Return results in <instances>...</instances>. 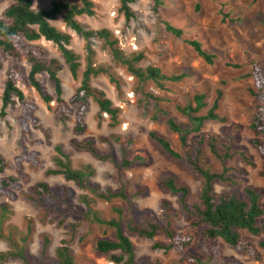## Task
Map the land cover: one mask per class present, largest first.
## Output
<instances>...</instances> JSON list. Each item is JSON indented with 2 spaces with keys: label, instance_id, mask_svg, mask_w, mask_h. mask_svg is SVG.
Returning <instances> with one entry per match:
<instances>
[{
  "label": "rangeland",
  "instance_id": "rangeland-1",
  "mask_svg": "<svg viewBox=\"0 0 264 264\" xmlns=\"http://www.w3.org/2000/svg\"><path fill=\"white\" fill-rule=\"evenodd\" d=\"M34 8H49L57 0H33ZM74 1V0H65ZM96 13L93 16L83 15L78 19L91 29L107 28L119 39V44L127 53L141 51L145 58L140 63L159 66L168 74H185L186 77L173 85L174 90L162 91L153 82L143 83L130 74L126 67L112 60V56L104 41L93 38L95 62L110 65L120 85L114 83L106 74L92 79V84L103 89L116 106L121 108L120 123L109 126L107 114L100 119L99 106L89 99V109L85 115L86 130L75 132L77 111L81 103L71 104L74 112L66 122L58 120L54 115L56 101H43L39 93L30 86L19 84L28 102L36 104L34 115L39 125L33 129L31 139L40 138L43 143L31 145V150L39 151L40 164L36 167L24 162L23 170L27 179L22 180V190L15 201L13 216L5 224V230L16 227L17 231H25L29 222L33 231L28 242L31 254H39L42 249L43 236L50 237L48 252L55 254L56 248L63 240L72 249L80 264H114L107 255L95 250L99 238H113L114 230L105 226L89 223L68 214L63 203L53 204L56 211L48 212L37 202L28 198V188L38 181H47L52 187L62 185L74 191L72 200L79 204L82 194L91 193L79 188L73 181L66 180L62 175H46V170L55 167V146L62 144L70 154L73 167L91 164L95 169L93 181L103 189H116L120 185V173L110 160H98L88 151L80 150L70 144L73 137L83 139L94 136L97 146L109 150L110 144L105 138L118 136L120 142L112 141L116 156L121 157L124 148L130 156L140 153L145 161L137 163L121 172V180L128 191L133 192L138 187L146 188V193L136 197L134 202L142 214L152 212L160 219L164 217L161 206L164 199H169L177 216L173 218L174 227L181 233L192 238L189 247L193 253L207 261L206 255L200 250L203 226H194V219L183 209L177 196L162 187L163 180L168 176L175 177L179 184L186 185L190 190L189 202H198L203 179L184 160L170 157L157 143L152 141L148 133L158 131L167 137L177 148H182L179 134L170 130L167 119L174 116L182 125L188 137V146L195 149L197 138L202 134H212L217 138L220 153L226 156L225 166L234 182H215L218 194H227L234 190L243 191L245 186H251L261 193L264 205V155L252 144L257 138L264 141V135L258 134L250 127L254 113L257 111L258 100L250 94L249 88L254 87V78L249 76L245 64V53L248 51L264 69V0H164L158 10L154 8L153 0H133L131 3L134 17L127 19L120 11L121 0H93ZM16 0H0V18H5V10ZM184 29V37H177L166 29L165 22ZM60 30L72 35L71 48L80 55L81 68L79 79H74L59 47L51 41H39L47 49V55L58 58L64 68L60 72L63 83L64 97L69 99L80 85L81 73L86 66L87 41L70 29L63 21V15L52 21ZM198 39L204 48L215 53L216 59L210 64L198 55L194 48L185 42L184 38ZM240 64L239 68L230 66ZM7 63L0 69V154L9 162L3 175H17L15 158L21 152L23 106L15 97V102L3 108V92L7 79ZM45 92L55 96L54 84L46 73L38 75ZM223 92L219 112L226 121L208 120L201 131H196L193 123L178 112L175 105H186L192 102L194 95L205 93L207 106L201 111L205 113L213 104L217 90ZM154 94L165 99L160 106L166 111H159ZM47 136V137H46ZM112 138V137H111ZM205 153L204 162L216 170L223 169V163L210 153L207 146H202ZM10 201L8 196H0V203ZM114 205L124 206L121 200H97L95 207L104 216L114 217ZM140 219V218H139ZM141 220V219H140ZM264 223V216L260 218ZM16 235V233H15ZM136 247L137 258L144 262L156 264H202L192 259H182L175 247L166 250L156 247V243L169 246L172 241L163 234L155 238H140L129 234ZM244 239L252 242L258 253V258L245 251L231 246L222 238L217 240L221 251L219 260L213 264H264V247L260 241L264 234L253 235L242 232ZM9 249V243L0 239V252ZM0 264H23L17 259L0 261Z\"/></svg>",
  "mask_w": 264,
  "mask_h": 264
},
{
  "label": "trees",
  "instance_id": "trees-1",
  "mask_svg": "<svg viewBox=\"0 0 264 264\" xmlns=\"http://www.w3.org/2000/svg\"><path fill=\"white\" fill-rule=\"evenodd\" d=\"M154 8L158 10L164 4V0H153ZM133 0H121L120 11L127 19L134 17L135 13L131 3ZM96 13V4L93 0L53 1L49 8H34L33 0H16L4 12L5 18H0V69L7 63V79L3 92V108L15 102V97L23 106V119L21 123L22 139L21 152L15 158L17 175H3L9 166L8 160L0 154V196H8L10 201L0 203V239L9 243V249L0 252V261L17 259L23 264H80L72 249L65 240L56 248L55 254L48 252L50 237L43 236L42 249L39 254H31L28 248L32 223L29 222L25 231H17V228L5 230V224L13 216L14 208L11 201L18 199L22 190V180L27 179V173L23 170L24 162H29L36 167L40 164L39 151L31 150V145H40L43 140L40 138L31 139L33 129H38V120L34 115L36 104L26 100L25 93L19 84L33 87L41 96L44 102L56 101L54 109L55 117L66 122L74 112L71 104L81 103L77 111V125L75 132L86 130L85 115L89 109V99H92L100 109V119L107 114L109 126L115 127L120 123L121 108L116 106L106 92L93 85L92 79L101 74H106L110 79L120 85L119 80L113 73L110 65L95 62V49L93 38L104 41L112 56V60L122 64L127 71L136 77L140 82H153L162 91L174 90L173 85L186 77L185 74H168L159 66L148 65L142 67L140 63L145 55L141 51L127 53L119 44V39L114 33L102 28L94 30L81 22L78 17L83 15L93 16ZM63 15V21L70 29L82 36L86 41V66L81 73L80 85L74 94L66 99L64 97L63 83L60 72L64 64L56 57L47 55V49L39 43L42 39L56 44L69 67L74 79H79L81 61L70 46L72 35L60 30L52 21ZM166 29L177 37H184V29L176 25L165 22ZM185 42L191 45L194 50L203 57L206 62L212 64L216 59V54L204 48L203 42L198 39L184 38ZM245 64L249 69V76L254 78L255 85L250 87V94L258 100L257 111L254 113L250 127L258 134L264 135V69L250 52L245 53ZM230 66L239 68L240 64L231 63ZM46 73L49 80L54 84L55 96L45 92L44 86L38 79V75ZM223 92L217 90V95L212 106L205 112L201 111L207 106L205 93L194 95L193 101L186 105L176 104L179 113L186 116L195 126L196 131H201L205 122L226 121V118L219 112L220 101ZM155 99L156 107L159 111H166L160 106V101L165 99L150 94ZM167 124L171 131L179 134L182 148L175 147L172 142L158 131L151 130L149 138L157 143L170 157L176 160H184L203 179L202 189L198 202L190 203V190L186 185L179 184L175 177L168 176L162 182L164 191L177 196L180 204L186 213L191 216L194 226H203L200 241V250L206 255L204 261L189 248L192 238L179 232L173 225V218L177 212L173 209L169 199L162 201L164 217L160 219L152 212L140 213L137 210L134 199L146 193V188L138 187L133 192L128 191L125 183L121 180V172L131 168L137 163L145 161V157L136 153L130 156L128 149L124 148L121 157L116 156L112 146V141L120 142L118 136L112 135L105 138L110 144L109 150H102L96 144L94 136L83 139L71 138L70 144L80 150L88 151L98 160H110L120 173V185L116 189H103L97 182L93 181L95 169L91 164H83L80 167H73L70 154L64 149L62 144L55 146L54 156L55 167L46 170V175H62L66 180L73 181L79 188L88 190L91 193L82 194L79 204L72 200L74 191L62 185L57 188L52 187L47 181H38L28 188V198L37 202L48 212L56 211L54 202H61L68 214L89 223L98 224L114 230L113 238H99L95 244V250L107 255L114 264H156L154 262H144L137 258L136 247L129 234L137 235L140 238L153 239L158 234H163L172 241L169 246L156 243V247L166 250L175 247L182 259H192L202 264H213L219 260L221 251L218 248L217 240L222 238L231 246L245 251L254 258H258V253L251 241L244 239L243 231L253 235L264 234V223L260 224V218L264 216V205L261 201V193L251 186H245L243 191L234 190L227 194H218L215 191V182H234V178L228 174L225 166L226 156L220 153L217 138L212 134L202 133L197 138L195 149L188 146V137L182 125L177 119L169 115ZM47 137V136H46ZM252 144L264 155V141L253 139ZM203 145L207 146L210 153L223 163V169L216 170L207 166L204 162L205 153ZM97 200L113 201L121 200L124 206L114 205V217L104 216L95 207ZM141 220H140V219ZM16 233V235H15ZM260 246L264 247V238L260 241ZM92 264V263H87Z\"/></svg>",
  "mask_w": 264,
  "mask_h": 264
}]
</instances>
